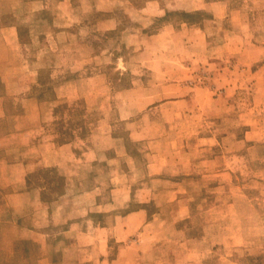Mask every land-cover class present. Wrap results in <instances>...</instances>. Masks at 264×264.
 <instances>
[{
    "label": "crops",
    "instance_id": "0c3cea01",
    "mask_svg": "<svg viewBox=\"0 0 264 264\" xmlns=\"http://www.w3.org/2000/svg\"><path fill=\"white\" fill-rule=\"evenodd\" d=\"M255 7L258 0H0V259L17 257L16 264H24L25 254L15 249L29 241L33 264H57L59 244H66L64 250L77 247L82 264H132L123 256L126 249L114 254L111 241H125L149 225L145 204L150 198L120 211L135 191L132 181H122L124 170L114 165L104 180L96 178L109 158L136 159L130 143L111 134L107 118L64 139L55 122L59 104L85 98L106 83L102 64L113 54L104 42L92 52L89 43H77L75 28L93 38L115 33L116 64L147 69L144 88L130 78L119 82L115 96L129 98L124 118L143 115L127 123L131 136L141 122L150 126L152 134L143 140L149 178L137 190L149 191L156 202L177 194L175 180L192 163L213 170L218 156L199 157V146L219 144L207 119L225 113L228 99L237 98L241 88L247 91L250 83L246 114L264 110V44L255 37ZM40 37L47 42L46 54L81 53L82 58L62 61L75 76L59 79L58 63L50 61L48 80L42 78L48 66L42 48L29 53L30 41ZM200 67L213 70L221 94L213 97L207 89L187 86L185 80ZM236 116L240 121L246 115L237 111ZM246 124L245 139H255L259 123ZM75 197L82 198L78 204ZM173 199L158 204L180 207L183 199ZM55 228L61 231L52 235ZM64 250L60 259L68 256Z\"/></svg>",
    "mask_w": 264,
    "mask_h": 264
},
{
    "label": "rangeland",
    "instance_id": "374dc122",
    "mask_svg": "<svg viewBox=\"0 0 264 264\" xmlns=\"http://www.w3.org/2000/svg\"><path fill=\"white\" fill-rule=\"evenodd\" d=\"M49 10L50 7L46 11ZM255 12V37L264 44V0H258ZM38 26L42 28L43 24ZM75 31L77 43H89L91 52L97 50L98 44L105 43L107 48L111 47L110 51L113 54H107L104 59L106 62L102 64L105 68V84L97 85L96 91H92V94L85 98L67 100L56 107L58 119L55 122L58 123L61 137L64 139L85 133L89 122L107 118L111 126V134L122 137L127 144L130 143V152L136 154V159L127 161L124 158L122 161H114L109 158L108 161L101 163L99 176L96 178L104 180L111 173L114 165L124 170L123 173L126 175H133L132 178H128L122 174V181L125 179L132 181L135 188L131 194L132 200L127 202L129 206H123L120 209L124 213L132 210L139 199L150 198L145 204L146 222H149V225L145 223V227L135 229L128 234L125 241H111L114 254L121 249H126L123 256L128 262L131 257L132 264H264V110H260V113L255 111L246 114L248 112L246 107L252 102L250 83L247 91L241 88L242 93L237 98L228 99L225 113L220 114L219 117L213 116L207 119V125L211 127L209 129L219 137V144H202L199 146L198 153L199 157L203 158L218 156L219 160L213 164V170L207 172L204 166L192 163L188 173H183L175 180L179 183L175 187L177 194L155 199V202L151 198L152 193L137 190V188L141 189L149 178L148 168L145 166L147 158L143 154L146 152L144 141L152 134L150 126L141 122L140 130L131 136L127 123L132 122L134 120L132 118L140 120L143 115L139 113L132 118H124L129 113L126 109V100L129 98L115 96L116 90L119 89V82L128 81L130 78L134 81V85L144 88L147 69L143 66L137 68L126 66L123 69L116 64L114 51L117 50L113 51V47L119 46V40L115 33H105L106 37L93 38L91 33L85 34V30L82 32L81 29L80 32L78 28H75ZM98 39L102 42H97ZM43 41L41 37L38 42L30 41L29 53L33 55L35 52H40L42 48L43 61L47 64L50 61L58 63L59 79L62 75L70 78L75 76V71H71L67 64L63 65L62 61L64 58L68 59V62L71 59L75 60L82 56L81 53L74 50L68 51L65 55L67 51L63 50L53 52L54 55L46 54L43 45L47 42L43 44ZM35 46H39L38 49L35 50ZM81 52L85 53V51ZM128 52L129 49L123 51L125 55ZM54 68L52 67L53 74ZM49 69L48 64L42 74V78L46 81L49 77ZM72 69H75V66ZM212 72V69L200 67L193 77L185 80L187 86L202 87L210 91L213 97L218 96L223 91L221 88H216V82L212 80ZM237 111L246 115L240 121L236 116ZM248 120L254 125L259 123V134L253 140L245 139L244 131L250 125L246 124ZM241 122L245 124L242 125ZM203 125L205 126L204 123ZM134 137H139L140 140L137 141ZM204 137L203 135L202 138ZM237 139L238 143H233ZM63 183L65 182L61 181L62 185ZM70 183L76 190V181L72 180ZM175 196L183 199L180 207L177 206L178 204H171L165 208L164 205L158 204V202L163 203V199H167L166 202H173ZM74 199L78 201L76 203L78 204L82 198ZM60 231V228H55L51 234ZM65 245L59 244L60 248L56 251L57 264H82L78 258L80 251L77 247L71 246L64 250ZM17 250L25 254L24 264L35 262L29 241L20 242L15 251ZM63 250L68 256L60 259ZM17 262V257L12 260L0 259V264H16Z\"/></svg>",
    "mask_w": 264,
    "mask_h": 264
},
{
    "label": "trees",
    "instance_id": "16d2710c",
    "mask_svg": "<svg viewBox=\"0 0 264 264\" xmlns=\"http://www.w3.org/2000/svg\"><path fill=\"white\" fill-rule=\"evenodd\" d=\"M196 19L198 20V18L196 17ZM158 20H161V19H158Z\"/></svg>",
    "mask_w": 264,
    "mask_h": 264
}]
</instances>
